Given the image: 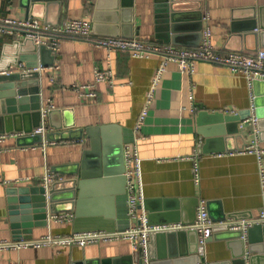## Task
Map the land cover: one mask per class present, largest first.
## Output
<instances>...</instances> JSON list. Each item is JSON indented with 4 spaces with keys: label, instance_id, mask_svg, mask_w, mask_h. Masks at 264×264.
Masks as SVG:
<instances>
[{
    "label": "crops",
    "instance_id": "crops-1",
    "mask_svg": "<svg viewBox=\"0 0 264 264\" xmlns=\"http://www.w3.org/2000/svg\"><path fill=\"white\" fill-rule=\"evenodd\" d=\"M131 3L125 6L121 0H37L33 12L27 0H0V17L15 21L34 19L39 25L51 26L85 19L92 23L94 36L98 38L141 39L188 49L199 46L202 31L209 25L213 45L222 54L254 53L264 47V0H131ZM205 16L209 17L208 22ZM24 40L21 35L0 38V75L5 70L23 73L20 65L25 68L43 65L37 86L40 105L42 110L52 107L54 111L45 118L47 133H61L64 139L55 136L57 140L46 146H32L31 140H21L19 145V137H14L1 145L4 150L0 152V241L15 237L6 189L41 185L46 171L54 167L61 170L59 180L77 178L72 174L81 172L84 152L91 148V139L86 134L89 129L99 131L102 141L100 131L105 129L108 141L123 145L124 159L127 150L131 154L137 152L144 199L139 214L145 213L149 218L151 214L168 212L186 219L195 216L194 201H198L214 220L223 214H239L240 221L259 215L264 207L259 160L255 153L249 154L245 149L251 145L264 149V121L262 130L257 126L256 137L248 121L253 116L251 112L239 125L242 137L237 138L227 133L234 131L236 125L223 123L216 114L250 111L251 92H257L264 110V79L257 78L251 91L242 74L198 62L188 81L175 64H170L150 98L162 63L158 56L135 58L125 52L108 53L86 41L64 38L55 57L47 49L32 59V52L20 54L13 47L16 41ZM21 56L30 58L6 68L9 59ZM95 69L111 70L114 85L96 84ZM82 86H91L97 98L87 99L82 92L72 89ZM33 88L26 87L29 95ZM33 106L30 102L26 107L30 111ZM144 111L145 118L139 125ZM33 123L32 118L23 120L22 127ZM8 124L4 126L0 121V130ZM10 125L13 127L12 122ZM262 161L264 166V157ZM195 162L199 168L198 183ZM120 179L112 177L101 184L96 189L101 192L96 198L89 196V192L81 206L83 214H98L112 221L106 227L116 232L135 225L128 218L127 193L124 194V182ZM73 215L72 221L64 223L50 218L47 227L33 229V240L48 235L89 233L75 232L74 212ZM97 245H88L87 254L99 253L101 259L111 264H140V255L129 241ZM235 247L234 252L240 253L241 247ZM84 252L78 246L3 250L0 264H84ZM201 258L204 264H223L232 260V250L226 241L212 239Z\"/></svg>",
    "mask_w": 264,
    "mask_h": 264
},
{
    "label": "water",
    "instance_id": "water-1",
    "mask_svg": "<svg viewBox=\"0 0 264 264\" xmlns=\"http://www.w3.org/2000/svg\"><path fill=\"white\" fill-rule=\"evenodd\" d=\"M27 2L31 3L30 7L34 12L33 8L37 4V0H27ZM121 2L125 6H131L132 4L131 0H121ZM92 34L94 35L93 31ZM13 47L20 54L32 52V59H35L36 54H44L47 51L46 47L36 46L31 39H25L23 43L16 41ZM26 58L30 57L21 56L19 59H9L10 61L6 68L10 64L18 65L25 62ZM41 66L43 67V65ZM29 68H36V66H30ZM38 78L39 72H23L18 74L9 73L5 70L3 75H0V116H3L0 121L4 126L9 122L6 128L4 127L0 130V133L23 132L26 134V137L18 138L19 145H21V140H31L30 145L32 146L43 143L41 135H29L41 123L42 107L37 87ZM29 85L34 86L30 95L26 91V87ZM254 95L255 116L258 120L257 126L260 131L262 130V122L264 121V110L261 108L262 100L257 92ZM30 102L34 106L29 111L26 106ZM53 113V110L49 111L48 116L50 117ZM202 115H200L199 121ZM250 116L251 111L227 116L219 113L216 114V117L223 123L236 125L234 131L228 130L227 133L229 136H236L237 138L242 137L241 133H239V125ZM30 118L33 119L34 123L31 126L23 128L22 121L24 120L25 122ZM11 122L13 127L10 125ZM104 130L100 131L103 141L99 139L100 133L96 129L86 131L87 137L91 139V148L84 152L81 172H74L72 174V176H76L77 178L58 180L48 187L41 184L37 186L9 187L6 189L8 214L15 235L13 240H32L34 228L47 227L50 218L66 213L73 214V212L75 213L74 228L76 233L100 230L116 232V229L106 227L107 225H112V221L109 219L105 220L98 214H83L81 208L84 199L87 197L86 195L90 192L89 196L92 195L93 198H96V195L101 193L96 189L99 186L101 187V184L104 182L107 183L112 177H121L120 180L124 182V194L126 193L123 145L120 143L113 144L108 141ZM55 136H59V140L64 139L61 133H48L45 139L48 143H51L57 140ZM259 136L261 138V133ZM82 137L83 131H81L80 139ZM52 171L57 175L61 173V170L56 167ZM95 201L94 199L93 202L96 204L97 202ZM194 203L195 216L192 215L185 219L175 213L168 214L167 212L158 216L151 214L149 217L150 224L165 225L182 222L181 224L184 226L193 225L196 219V211L199 207L198 201H194ZM145 206L147 210H150L148 203H145ZM209 216L215 223H226L229 222L228 220L237 221L241 219L239 214H223L218 220H214L210 214ZM212 239L224 240L231 247L232 260L223 264H261L264 261V227L261 225H255L250 228L246 238H244V232L241 230L232 231L227 227L218 228L208 241ZM246 244L248 245L247 249L245 248ZM237 245L241 247L240 253H235L233 250ZM93 246L97 247L98 245L89 247ZM89 247H82L85 251L83 256L86 259L84 264L112 263L109 260L101 259L99 253L95 255L87 254ZM148 253L151 264H204L198 254V233L195 230L153 234L149 238Z\"/></svg>",
    "mask_w": 264,
    "mask_h": 264
},
{
    "label": "built area",
    "instance_id": "built-area-1",
    "mask_svg": "<svg viewBox=\"0 0 264 264\" xmlns=\"http://www.w3.org/2000/svg\"><path fill=\"white\" fill-rule=\"evenodd\" d=\"M204 20L209 21V17L205 16ZM92 23L85 19L69 20L61 26L39 25L34 19L25 21H15L8 18L0 17V38L4 36L21 35L25 39L33 40L38 47H46L55 57L59 52L61 40L64 38H74L86 41L92 46L105 49L108 53L125 52L135 58H148L158 56L162 59L161 66L157 71L152 91L149 94L151 98L158 85L162 75L170 64H175L182 72L185 79L190 81L195 72V65L198 62L211 63L218 66L228 68L234 73L242 74L248 81L252 91L253 83L257 78L264 79V47L254 53H236L231 52L222 54L214 47L212 42V30L207 25L201 34V42L195 49L181 48L173 44H161L141 39H121V38H98L92 34ZM258 30H256L257 32ZM26 73L40 72L43 67L29 68L20 65ZM94 82L96 84H107L113 86L115 83L114 75L111 70L95 69ZM73 90L82 92L87 99L97 98V93L92 90L91 86L73 87ZM251 107L250 111L253 116L248 120L254 128L257 137V118L255 116V96L253 92L250 94ZM52 107L41 111V123L30 135H41L43 143L46 146L45 139L47 133L45 118ZM238 114V113H235ZM145 111L139 118V125L143 123ZM26 134L4 133L0 134V152L4 150L2 144L9 138L25 136ZM52 143V142H51ZM249 154H256L259 160L260 181L262 191L264 193V166L263 157L264 149H260L257 145H251L245 149ZM195 180L199 182V168L197 162L194 164ZM125 178H126V197L128 218L130 222H134V226L122 232H89L83 234H75L71 236H45L37 240H5L0 241V251L17 250L23 248H40L43 246H78L86 247L88 245H96L101 242L109 243L114 241H129L133 248L140 255V264H151L148 253L149 238L153 234L173 233L179 231L195 230L198 233V253L202 257L205 254V246L218 228L227 227L232 231L241 230L244 232V238L247 232L255 225L264 227V207L259 215L250 220L229 221L226 223H215L209 216L204 206L200 205L196 213V219L193 225L184 226L181 224H165L152 225L145 213L139 214L138 209L143 202V185L141 178V159L137 152L131 154L129 150L125 155ZM59 180V176L52 170L48 169L43 177L42 184L45 187L50 186ZM74 218L72 213L61 214L52 217L53 221L64 223L70 222Z\"/></svg>",
    "mask_w": 264,
    "mask_h": 264
}]
</instances>
